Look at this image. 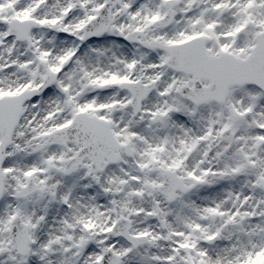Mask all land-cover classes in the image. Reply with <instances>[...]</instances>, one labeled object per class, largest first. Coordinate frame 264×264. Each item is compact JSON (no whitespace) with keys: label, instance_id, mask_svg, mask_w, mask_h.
<instances>
[{"label":"snow or ice","instance_id":"6c2138e0","mask_svg":"<svg viewBox=\"0 0 264 264\" xmlns=\"http://www.w3.org/2000/svg\"><path fill=\"white\" fill-rule=\"evenodd\" d=\"M0 264H264V0H0Z\"/></svg>","mask_w":264,"mask_h":264}]
</instances>
